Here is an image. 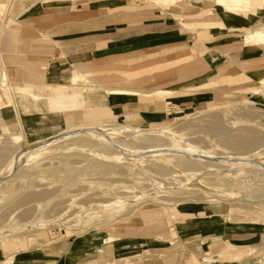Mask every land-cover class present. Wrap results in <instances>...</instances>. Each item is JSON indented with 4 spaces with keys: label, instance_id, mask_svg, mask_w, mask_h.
<instances>
[{
    "label": "rangeland",
    "instance_id": "obj_1",
    "mask_svg": "<svg viewBox=\"0 0 264 264\" xmlns=\"http://www.w3.org/2000/svg\"><path fill=\"white\" fill-rule=\"evenodd\" d=\"M14 1L5 9L0 4V39L10 34L13 40L0 61V264H264V74L257 87L225 86L187 107L168 101L179 93L171 88L115 91L167 100L162 121L130 123L100 98L109 94L104 84L166 68L120 71L145 63L120 60L148 59L159 48L112 56L107 75L90 72L74 81L76 68L59 80L49 68L65 74L71 66H49L46 48L56 61L55 53L64 55L65 43L76 37L54 38L69 27L43 31L26 18L51 5L50 13L76 17L78 27L90 24L94 31L76 38L90 44L111 25L115 36L145 43L154 39L156 23L173 24L190 31L191 58L221 31L238 32L244 46L262 47L248 33L264 29V0H253L262 7L258 16L229 20L215 2L179 5L204 14L175 18L155 0H35L34 10L19 18ZM242 77L188 82L181 93L250 76ZM26 85L42 96L22 91ZM73 85L71 93L83 99L52 96ZM100 253L107 259L95 262Z\"/></svg>",
    "mask_w": 264,
    "mask_h": 264
},
{
    "label": "crops",
    "instance_id": "obj_2",
    "mask_svg": "<svg viewBox=\"0 0 264 264\" xmlns=\"http://www.w3.org/2000/svg\"><path fill=\"white\" fill-rule=\"evenodd\" d=\"M36 5L37 4L35 3V0L32 2H29V0H16L12 6V9L14 14H18V17L20 18L21 15L27 14L31 10H34ZM52 8L53 6L51 5H43L38 11L33 13L32 16H28L26 18L30 17L34 19L30 22V24L43 31L57 30V28L60 26H62V28L69 27L65 30H57V32L52 33L54 38H59L64 35H72L76 38H79L81 34H91L90 32L94 31L91 29L90 24H84L82 26L80 25V27H78L79 25H75V23L78 21L76 17L74 18L70 15L67 16L66 13H63V15L62 13H50L49 10ZM117 11L120 10L113 12L107 11L109 12L110 16H107L106 18H110L111 16L119 14ZM168 12L172 14V12ZM188 12L194 13L190 11H187L186 13ZM36 19H38V22ZM84 19L85 21L91 20L87 18L86 15ZM157 20L163 19H154V21L158 22ZM155 25H157L158 30H155L156 33L154 39H151L153 42L148 40L143 43L138 39L139 37L134 38V36L131 34L115 36L111 25L108 26L107 30H103L104 32L101 34L100 38L95 40L94 43L92 42V44L83 43V41H80L81 39L76 40V38L67 41L65 43V48L67 51L64 55H61L60 52L55 53L56 61L52 60L53 56L50 55V53L53 51H49L46 48V61L49 66H59L61 68L71 66L70 70L68 71L71 72L69 75H67L68 72L63 74L59 69L57 70L53 68H49L52 71L48 70L47 72L57 76V79L59 80H66L67 78L69 79L77 69H79L78 74H80L81 77L84 76V74L91 76V73L94 74L96 72H98V74L101 72L104 73V75H107L108 72L112 71V61H109L112 56H125L131 52H138L145 49L158 47V50L145 55V58L148 59H143L140 57V55H134L130 56V58H124L120 60L118 62L119 64L126 63V65L145 62L144 64L132 66L131 68L120 69V71L131 73L141 69L149 68L151 66H155L157 68L160 66H169L159 70H154L149 74L146 73L143 75L132 76L131 78L125 76L126 78L121 81L120 84H104V88H124L128 90H135L137 93L139 92L142 95L150 94V92L156 89L171 88L179 93L171 97L168 101L178 105L179 107H187L194 104L205 103V101H208L209 98L214 96L215 93H223L225 91V86H232L234 88L233 90L236 91L246 87H257L261 84H258L259 81L257 77L264 74V47L254 48L244 46L241 44V35L238 32H216L215 41L207 44L208 47L204 53L196 54L191 58H188L192 54L190 45L193 43L190 38L192 37L189 34L190 31H185L184 28L172 29L171 26H173V24L163 22L158 24L156 23ZM168 26L169 28H167ZM87 40L89 39L87 38ZM12 41V37L10 34H8V40L3 51H6L10 48ZM31 49L32 48L29 50L32 51ZM52 54L54 55V53ZM131 60L137 61H133L131 63L126 62ZM173 62L179 63L170 65V63ZM94 64H97L98 67L91 69L87 68V66L92 67ZM244 74H248L250 76L248 81L233 84L223 82V84L215 85L211 89H205L204 91H200L198 93H181L183 90H185V88L183 89L181 86L188 82L194 81L195 83H201L204 82V80L213 81L221 79L223 76L234 77L235 82H240L243 80L242 76ZM75 86L76 85L72 86L74 87L73 92H77V87ZM69 89L67 91H71V89ZM63 94L73 95L74 98L77 97L83 99V93ZM61 95L52 94V96L55 97H60ZM102 97L100 98L103 100V102L108 103L107 107H111L110 109L113 115L127 120L130 123L137 122L139 124H143L159 122L162 121L165 116L163 104L167 103L166 98L161 99L159 97H155L150 100H144L139 96V94L126 95L116 93H114V95L104 93ZM260 97L264 99V89L261 90ZM196 98H199V100H196ZM160 115H162L160 119H154ZM107 254L108 253L98 254L99 256L96 257L97 260L94 259L95 262L105 261L108 256Z\"/></svg>",
    "mask_w": 264,
    "mask_h": 264
},
{
    "label": "bare ground",
    "instance_id": "obj_3",
    "mask_svg": "<svg viewBox=\"0 0 264 264\" xmlns=\"http://www.w3.org/2000/svg\"><path fill=\"white\" fill-rule=\"evenodd\" d=\"M11 1L12 0H0V4L2 5L3 9H5V8L9 7ZM15 1H14V3H15ZM196 1L197 2H215V3H217V7L221 8L223 10V12L221 13L222 16H224L227 20L234 18L235 15H236V17L240 15V17H242V18L246 17V19H247V17L249 18V16L255 17V16H258L260 14L259 9L261 6H256L254 4L253 0H155L156 4L164 6L167 10L172 12V15L176 18H181V17H185L188 15V13H186L187 10L186 9L183 10V9L179 8V5H180V7H184L185 4H193V2H196ZM175 6H177V7H175ZM230 12H232V14ZM189 14L198 16V15H200V14L202 15L204 13H202V12L195 13L194 12V13H189ZM248 36L252 39V41L255 45L264 47V29H260V30L258 29L254 32H250V33H248ZM6 42H7L6 39H4V40H3V38L0 39V61L1 62L3 60V49L6 46ZM4 75H5V73H3V77H4ZM79 78H81L80 74L75 76V78L73 80L76 81V79L78 80ZM83 90L87 91V89L85 87H83ZM107 90H108V88H107ZM115 90L125 91L124 88H115V89L109 88V94L114 95ZM22 91H27L33 95H39L34 88H31L30 85H26V87L23 88ZM67 92L73 93V91H67ZM163 92H169V91H164V90L156 91V93H163ZM63 93H65V92L60 91V92H57L54 94L61 95ZM39 96H42V95H39ZM108 126L109 127L105 126L104 129L105 130L106 129L108 130V128L110 129L111 125L108 124ZM76 129L77 128H74V130H76ZM72 130L73 129H71V131ZM94 130H96V129H94ZM4 189L2 188L1 190H4ZM3 193H5V192H3ZM77 196H79V195H77Z\"/></svg>",
    "mask_w": 264,
    "mask_h": 264
},
{
    "label": "built area",
    "instance_id": "obj_4",
    "mask_svg": "<svg viewBox=\"0 0 264 264\" xmlns=\"http://www.w3.org/2000/svg\"><path fill=\"white\" fill-rule=\"evenodd\" d=\"M0 27H1V22H0Z\"/></svg>",
    "mask_w": 264,
    "mask_h": 264
}]
</instances>
